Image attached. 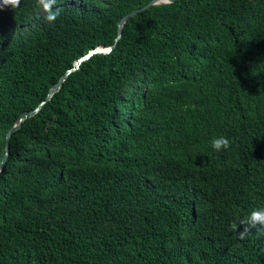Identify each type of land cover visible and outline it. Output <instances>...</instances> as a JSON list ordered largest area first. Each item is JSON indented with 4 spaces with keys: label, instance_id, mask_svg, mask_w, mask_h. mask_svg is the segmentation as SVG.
<instances>
[{
    "label": "trees",
    "instance_id": "obj_1",
    "mask_svg": "<svg viewBox=\"0 0 264 264\" xmlns=\"http://www.w3.org/2000/svg\"><path fill=\"white\" fill-rule=\"evenodd\" d=\"M150 1L0 11V162L19 115ZM8 144L0 264H264V227H231L264 207V0L137 13Z\"/></svg>",
    "mask_w": 264,
    "mask_h": 264
},
{
    "label": "clouds",
    "instance_id": "obj_2",
    "mask_svg": "<svg viewBox=\"0 0 264 264\" xmlns=\"http://www.w3.org/2000/svg\"><path fill=\"white\" fill-rule=\"evenodd\" d=\"M22 4V0H0V11L9 9L10 11L18 9ZM58 0H34V11L42 13L43 20L49 25L56 22L60 15ZM211 148L214 152L226 151L230 148V140L224 135H219L211 140ZM244 226L237 232L238 226ZM257 225L264 227V207L257 208L247 213V215L239 220L238 224L231 225L236 232L237 238L244 239L250 234V229L256 228Z\"/></svg>",
    "mask_w": 264,
    "mask_h": 264
},
{
    "label": "water",
    "instance_id": "obj_3",
    "mask_svg": "<svg viewBox=\"0 0 264 264\" xmlns=\"http://www.w3.org/2000/svg\"><path fill=\"white\" fill-rule=\"evenodd\" d=\"M176 0H152L150 1L149 3H147L146 5H144L143 7H140V8H137V9H134L132 11H130L129 13L125 14L117 23V36L115 38V42L112 46L110 47H103V46H99V47H96L92 50H90L86 55L78 58L74 64V67L68 71H66V73L61 76L58 81L53 84L51 87H50V90L48 92V97L45 99V101H43L36 109H34L33 111H30V112H23L19 115V117L16 119L14 125L12 128H10L8 130V132L6 133L5 135V145H4V151H5V154H4V157L2 158L1 162H0V172L2 170V167L7 159V156H8V153H9V150H8V147H9V139L11 137V135L13 133H15L16 131H18L20 128H21V125L23 123V121L27 118H30L32 116H34L40 109L41 107L47 103L51 98L52 96L60 89L61 85L63 84V82L65 81V79L68 77V75L73 71V70H76L78 69L79 67V64L83 61H86L87 59H89L92 55L94 54H108L109 52H111L114 47L116 46V42L118 41V39L121 37L122 35V31H123V26L124 24L130 19L132 18L133 16H135L137 13L139 12H142L146 9H148L149 7H152V6H157V5H165V4H171V3H174Z\"/></svg>",
    "mask_w": 264,
    "mask_h": 264
},
{
    "label": "rangeland",
    "instance_id": "obj_4",
    "mask_svg": "<svg viewBox=\"0 0 264 264\" xmlns=\"http://www.w3.org/2000/svg\"><path fill=\"white\" fill-rule=\"evenodd\" d=\"M45 90H47L46 84H40V85L35 86L34 93L38 96V95H41L42 92H44ZM49 90L50 88L48 89V92Z\"/></svg>",
    "mask_w": 264,
    "mask_h": 264
}]
</instances>
